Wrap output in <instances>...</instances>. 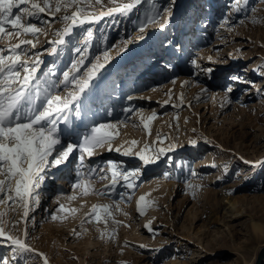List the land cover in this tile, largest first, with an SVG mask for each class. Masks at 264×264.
Returning a JSON list of instances; mask_svg holds the SVG:
<instances>
[{"label": "rangeland", "instance_id": "rangeland-1", "mask_svg": "<svg viewBox=\"0 0 264 264\" xmlns=\"http://www.w3.org/2000/svg\"><path fill=\"white\" fill-rule=\"evenodd\" d=\"M128 3L134 7L126 13L77 25L62 45L50 41L66 26L63 9L31 18L44 31L35 49L22 46L21 57L28 67L37 56L41 61L29 82L41 109L74 89L62 83L74 62L84 56L78 65L83 77L107 52L110 58L81 97L80 114L73 105L70 126L61 122L59 128L66 146L94 125H112L106 131L113 150L97 147L81 164L76 149L64 164L47 168L36 190L39 204L29 202L27 218L23 204L5 196L0 219L34 251L13 258L10 243L0 242V264H45V257L47 264H253L264 243V0H81L79 6L83 17ZM6 29L13 34L0 39L4 55L20 39H32ZM6 80L7 73L0 83ZM127 148L147 149L154 162L123 155ZM110 160L119 164L118 173L139 172L113 183ZM89 169L96 171L87 176ZM59 178L68 183L58 185ZM59 193L64 199L53 203ZM141 196L149 202L143 214ZM93 205H108L112 215L98 209L97 221L88 215ZM252 222L263 232L254 233Z\"/></svg>", "mask_w": 264, "mask_h": 264}, {"label": "snow or ice", "instance_id": "snow-or-ice-1", "mask_svg": "<svg viewBox=\"0 0 264 264\" xmlns=\"http://www.w3.org/2000/svg\"><path fill=\"white\" fill-rule=\"evenodd\" d=\"M80 2L81 0H0V39L5 36L11 37L13 34L11 30L6 29V25H10L18 37L22 35L32 37V39H20L17 44L11 45L8 48L9 55L0 52V78L7 73V80L0 83V204L6 202L5 196H7L9 202L22 203L25 209L23 213L25 218L29 214V202L39 204L36 190L41 187V183L45 179L44 172L47 168L64 164L76 149L80 150L79 159L81 164L84 160L83 154L87 153L88 156H92L93 150L97 147H103L107 144L108 150H113L111 144L112 133L106 131V129L113 127L112 125H94L79 143L69 142L66 146L62 143L59 128L61 122L70 126L68 113L73 110V105L77 115L80 114L81 97L91 89L94 73L102 69L110 58L107 52L104 54V63H100V58L97 57V62L92 64L91 69L83 77L78 75L80 72L78 65L84 63V56H81L79 61L74 62L72 68L63 73L64 79L62 81L65 85L69 83L74 85V89L64 98L57 95L48 99L46 106H43L42 109L35 106L29 86V82L34 78V74L41 63L39 56L31 62V67H28L29 62L21 57L22 46L30 45L31 48L35 49L38 35L44 31L36 23L31 22V18L38 19L41 13L47 12L55 17L56 13L61 12L62 9L64 10L61 18L66 26L62 33H58L59 39L50 41L53 45H62L65 43L64 37L70 34L77 25L98 20L104 15L110 16L115 12L126 13L134 7L133 3H128L111 8L107 12H102L99 16L82 17L81 13L84 8L79 6ZM135 2L138 3L139 0H135ZM237 3H239V0H237ZM22 5L26 6L22 7ZM73 6H76V10L68 13L67 10ZM160 27H164V24H160ZM91 36L92 33L89 30L88 37ZM76 51L86 55V49L78 48ZM51 52L56 53L57 48L53 47ZM18 69H23L24 75L22 77ZM231 79L243 82L239 76H233ZM228 91H231V88ZM150 119L152 117H149ZM144 127L147 128L148 124L145 123ZM132 143L135 144L136 141H132ZM193 143L195 142L193 141ZM114 150L121 151L119 147ZM146 151L147 149H144L132 153L131 148H127L123 151V155H135L143 164L154 162L151 157L145 155ZM163 151L164 149H160V152ZM107 163L111 166L113 183L116 182L118 175H122L123 180L128 181L130 176H135L139 172V169H135L131 172L123 170L122 173H118L116 169L119 168V164L113 161ZM260 163L264 164V161ZM95 171V169H89L85 175L91 176ZM167 175L165 173L166 177ZM81 183L82 181L78 179L77 184L73 187L75 188ZM84 186L87 188V184ZM127 186L129 188L136 187L134 183H129ZM148 203L144 196H141L137 201L138 210L141 214H143ZM61 208H63V205H61ZM98 209H102L107 216L112 215L108 211V205H93L91 213L88 215L94 214L96 220L99 221L101 215ZM3 215V213H0V217ZM56 218L53 216V219ZM113 222L119 223L118 221ZM105 223H107L106 219ZM145 227L149 228L150 231L152 230L150 222ZM23 235L28 236L26 229ZM0 238H3L0 242L7 241L12 246L13 258L22 253L34 251L25 240L12 235L6 230V222L3 219H0ZM140 247H144V245ZM2 264H9L8 259H4ZM45 264H47L46 257Z\"/></svg>", "mask_w": 264, "mask_h": 264}, {"label": "bare ground", "instance_id": "bare-ground-1", "mask_svg": "<svg viewBox=\"0 0 264 264\" xmlns=\"http://www.w3.org/2000/svg\"><path fill=\"white\" fill-rule=\"evenodd\" d=\"M258 71H259V73L257 74L258 76H260V73H262V70L261 69H257ZM257 71V72H258ZM110 161H113V162H115L114 160H110ZM116 163V162H115ZM129 172H131V171H129ZM59 181H58V185H60V184H64L65 183V178H59L58 179ZM160 182H162V181H160V180H158L155 184H159ZM68 182H66L65 184H67ZM153 185V184H152ZM60 191L62 192L63 191V189H60ZM64 199V196H63V194L62 193H59L57 196H55V198L53 199L54 201H53V203H59V200H63ZM232 206H233V203L232 202H230L229 203V205L227 206V210H229L231 213L233 212L232 211ZM251 229H252V231L254 232V233H257V232H263L262 231V229H261V226L258 224V223H256V222H252L251 223ZM249 264V263H248Z\"/></svg>", "mask_w": 264, "mask_h": 264}, {"label": "water", "instance_id": "water-1", "mask_svg": "<svg viewBox=\"0 0 264 264\" xmlns=\"http://www.w3.org/2000/svg\"><path fill=\"white\" fill-rule=\"evenodd\" d=\"M264 259V243L258 248L253 264H262Z\"/></svg>", "mask_w": 264, "mask_h": 264}]
</instances>
